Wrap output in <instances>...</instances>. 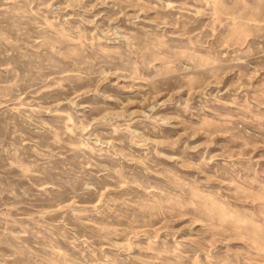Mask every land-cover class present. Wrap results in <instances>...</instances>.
<instances>
[{
  "label": "rangeland",
  "instance_id": "1",
  "mask_svg": "<svg viewBox=\"0 0 264 264\" xmlns=\"http://www.w3.org/2000/svg\"><path fill=\"white\" fill-rule=\"evenodd\" d=\"M0 264H264V0H0Z\"/></svg>",
  "mask_w": 264,
  "mask_h": 264
}]
</instances>
